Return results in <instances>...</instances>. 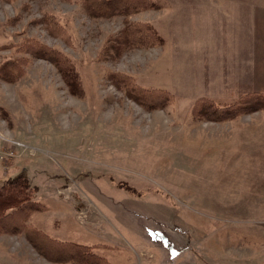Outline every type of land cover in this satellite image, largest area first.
I'll list each match as a JSON object with an SVG mask.
<instances>
[{"label":"rangeland","instance_id":"1","mask_svg":"<svg viewBox=\"0 0 264 264\" xmlns=\"http://www.w3.org/2000/svg\"><path fill=\"white\" fill-rule=\"evenodd\" d=\"M150 1L126 19L91 18L77 0L0 1V66L27 60L18 81L0 79V154L18 155L0 162V185L24 173L44 207L26 224L105 264H264V109L218 123L192 115L199 99L264 96V0ZM44 16L65 35L34 22ZM126 21L152 24L163 44L110 59L107 40ZM32 41L70 59L82 98L25 51ZM109 73L174 100L146 111ZM0 264L55 263L19 233L0 234Z\"/></svg>","mask_w":264,"mask_h":264},{"label":"trees","instance_id":"2","mask_svg":"<svg viewBox=\"0 0 264 264\" xmlns=\"http://www.w3.org/2000/svg\"><path fill=\"white\" fill-rule=\"evenodd\" d=\"M12 3L15 0H0ZM71 2L72 0H64ZM85 13L91 18H129L142 11L155 9L150 0H77ZM51 36L65 35L63 29L51 16H44L42 21ZM162 37L152 24L125 22L120 32L108 38L104 53L110 58L120 57L124 52L134 49H150L163 44ZM24 46H22L23 48ZM25 51L35 59L44 60L53 65L69 86L70 92L82 98L79 76L70 59L58 50L32 41ZM27 63L25 58L8 60L0 66V79L14 83L22 77L20 69ZM108 80L122 91L127 99L138 104L146 111L162 110L169 106L174 96L161 89H146L123 73H109ZM264 109V96L259 93L247 94L235 104L218 107L212 101L199 99L193 106L195 121L223 122L241 115H249ZM44 207L31 197L30 183L24 173L8 178L0 185V234L24 233L25 239L40 257L55 264H105L103 258L96 256L91 247L54 239L32 225L25 219L34 212H41Z\"/></svg>","mask_w":264,"mask_h":264},{"label":"built area","instance_id":"3","mask_svg":"<svg viewBox=\"0 0 264 264\" xmlns=\"http://www.w3.org/2000/svg\"><path fill=\"white\" fill-rule=\"evenodd\" d=\"M17 156L18 155L14 153V149L13 150L11 149L7 152L4 151L2 155L0 154V162H3L4 159L11 161L12 159L17 158Z\"/></svg>","mask_w":264,"mask_h":264},{"label":"crops","instance_id":"4","mask_svg":"<svg viewBox=\"0 0 264 264\" xmlns=\"http://www.w3.org/2000/svg\"><path fill=\"white\" fill-rule=\"evenodd\" d=\"M17 169H18V168H13L12 170H13V172H14V171H17ZM0 171L3 172V174H4L5 176H7V174L10 172L9 167L6 168L4 171H2V170L0 169ZM8 171H9V172H8Z\"/></svg>","mask_w":264,"mask_h":264}]
</instances>
